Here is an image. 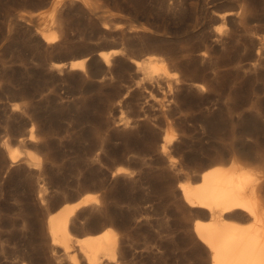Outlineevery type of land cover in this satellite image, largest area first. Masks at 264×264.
I'll return each mask as SVG.
<instances>
[{"label":"rangeland","instance_id":"rangeland-1","mask_svg":"<svg viewBox=\"0 0 264 264\" xmlns=\"http://www.w3.org/2000/svg\"><path fill=\"white\" fill-rule=\"evenodd\" d=\"M263 132L264 0H0V264H86L48 222L87 195L73 235L119 238L101 264H211L180 184L214 161L259 177Z\"/></svg>","mask_w":264,"mask_h":264},{"label":"bare ground","instance_id":"bare-ground-1","mask_svg":"<svg viewBox=\"0 0 264 264\" xmlns=\"http://www.w3.org/2000/svg\"><path fill=\"white\" fill-rule=\"evenodd\" d=\"M41 38L47 44L56 42L52 35L44 34ZM100 57L106 67L110 65L109 53ZM88 60L89 58L85 57L73 61L69 67L71 70H83ZM147 61V70H149L147 77H157L161 70H164L162 75L169 77L167 64L157 55L148 57ZM133 62L139 69L146 61ZM29 140L32 142L35 140L33 132ZM170 141L166 139L163 149H166ZM23 157L29 162L36 159L30 152L23 154L14 150L9 153L11 165L18 163ZM123 172L125 170L122 168L117 170V174ZM260 172L261 175L257 177L243 164L234 163L232 166H224L214 161L209 164V169L203 172L200 182L180 184L185 201L191 207L200 209L203 216L210 218L206 223L198 221L194 230L200 241L209 248L211 264H264V171ZM195 180L199 178L196 177ZM94 201L91 195H87L50 216L48 223L52 243L61 245L66 254L72 251L75 244L86 264L115 261L119 238L114 231L107 230L78 238L73 235V216L78 210L91 205ZM233 218L243 220L245 223L230 221ZM74 264L79 263L75 260Z\"/></svg>","mask_w":264,"mask_h":264}]
</instances>
